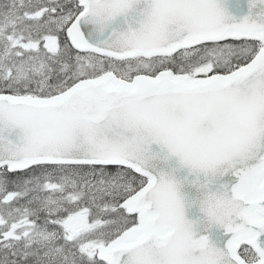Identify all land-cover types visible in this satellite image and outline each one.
I'll list each match as a JSON object with an SVG mask.
<instances>
[{"label": "snow or ice", "instance_id": "snow-or-ice-1", "mask_svg": "<svg viewBox=\"0 0 264 264\" xmlns=\"http://www.w3.org/2000/svg\"><path fill=\"white\" fill-rule=\"evenodd\" d=\"M247 7L0 0V264H264Z\"/></svg>", "mask_w": 264, "mask_h": 264}, {"label": "water", "instance_id": "water-1", "mask_svg": "<svg viewBox=\"0 0 264 264\" xmlns=\"http://www.w3.org/2000/svg\"><path fill=\"white\" fill-rule=\"evenodd\" d=\"M229 12H231L237 20L242 18L248 11L247 0H224ZM186 216L190 220H195L198 216H202L197 207H187ZM219 229H213L210 233V238L212 240H217L219 234ZM205 234L204 232H199L198 235Z\"/></svg>", "mask_w": 264, "mask_h": 264}]
</instances>
